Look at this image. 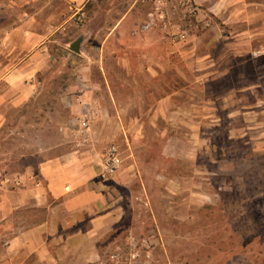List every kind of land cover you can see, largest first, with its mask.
I'll use <instances>...</instances> for the list:
<instances>
[{"label": "crops", "instance_id": "0c3cea01", "mask_svg": "<svg viewBox=\"0 0 264 264\" xmlns=\"http://www.w3.org/2000/svg\"><path fill=\"white\" fill-rule=\"evenodd\" d=\"M67 1L80 6L86 0ZM195 2L206 8L202 35L184 0L180 16L191 22L188 28L173 23L179 21L169 17L167 4L159 9L166 20L159 19L152 32H142L145 21L131 12L101 28L93 27L94 17L92 27L80 29V52L68 55L77 79L61 95L69 112L63 138L72 143L70 150L37 163L23 154L10 170L0 160V264H103L101 246L115 240L128 214L120 189L135 174L128 165L105 177L102 149L144 133L143 118L130 112H149L151 120L169 117L178 102V80L187 88L194 76L204 82L227 76L230 60L253 54L264 41L263 1ZM33 5L34 0H0V22L8 16L11 23L0 32V133L12 109L41 95L39 77L53 67L49 21L28 13ZM19 9H25L20 21L14 18ZM85 121L84 138L78 131Z\"/></svg>", "mask_w": 264, "mask_h": 264}, {"label": "rangeland", "instance_id": "374dc122", "mask_svg": "<svg viewBox=\"0 0 264 264\" xmlns=\"http://www.w3.org/2000/svg\"><path fill=\"white\" fill-rule=\"evenodd\" d=\"M167 4L169 17L179 21L174 24L191 26L181 19L180 0H86L80 6L34 0L28 13L49 21L54 61L39 77L41 95L9 112L0 133L7 170L23 154L37 163L70 150L72 143L63 138L69 112L61 95L77 79L73 54L68 55L80 29L92 27L94 17V28L113 25L127 12L144 22ZM200 4L192 0L188 20L202 35L206 8ZM24 10L14 18L23 19ZM259 14L264 22V9ZM2 19L0 32L11 25L8 16ZM263 43L257 42L253 54L230 60L227 76L205 82L194 76L187 88L178 80V102L169 117L151 120L149 112L133 110L143 118L144 133L122 136L102 149L117 147L122 166L133 165L135 174L120 189L128 214L115 240L101 246L103 264H264Z\"/></svg>", "mask_w": 264, "mask_h": 264}, {"label": "built area", "instance_id": "2783aa9c", "mask_svg": "<svg viewBox=\"0 0 264 264\" xmlns=\"http://www.w3.org/2000/svg\"><path fill=\"white\" fill-rule=\"evenodd\" d=\"M184 3L187 6L192 8V0H184ZM159 9H160V6H157V9L148 15L146 21L140 27V30L142 32L152 31L154 29V27H156V24H157L159 19L165 21L166 18ZM179 36L181 38L186 37L185 33H183V32H180ZM87 131H88V124H87V121H85L83 126L81 127V129H79L78 132H79V135L81 137L85 138L87 136ZM103 164H104V169H105L104 170V176L105 177L108 178V177L114 176L115 174L118 173V171L122 167V159L120 157V154H119L117 147L112 146L111 148L108 149V151L104 157ZM112 258L117 259L118 255L117 254L114 255Z\"/></svg>", "mask_w": 264, "mask_h": 264}, {"label": "water", "instance_id": "95a60500", "mask_svg": "<svg viewBox=\"0 0 264 264\" xmlns=\"http://www.w3.org/2000/svg\"><path fill=\"white\" fill-rule=\"evenodd\" d=\"M81 43H82L81 39L75 41L74 43H72L70 45V50L75 52V53H79L80 52Z\"/></svg>", "mask_w": 264, "mask_h": 264}]
</instances>
